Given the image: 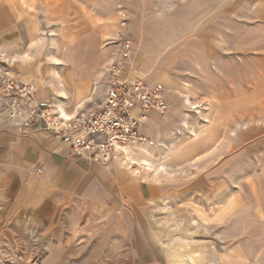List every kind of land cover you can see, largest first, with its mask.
I'll use <instances>...</instances> for the list:
<instances>
[{
  "label": "rangeland",
  "instance_id": "rangeland-1",
  "mask_svg": "<svg viewBox=\"0 0 264 264\" xmlns=\"http://www.w3.org/2000/svg\"><path fill=\"white\" fill-rule=\"evenodd\" d=\"M123 41L168 104L129 155L165 172L115 163L142 200L113 185L43 219L0 205V264H264V0H0V48L68 116L103 100Z\"/></svg>",
  "mask_w": 264,
  "mask_h": 264
},
{
  "label": "built area",
  "instance_id": "built-area-1",
  "mask_svg": "<svg viewBox=\"0 0 264 264\" xmlns=\"http://www.w3.org/2000/svg\"><path fill=\"white\" fill-rule=\"evenodd\" d=\"M118 57L107 63L103 100L95 108L64 118L50 100L37 97L33 82L20 78L13 60L0 48V121L19 133L44 131L68 150L74 160L108 167L125 153L147 142L139 134L148 111L164 114L167 103L160 86L148 85L125 58L127 41Z\"/></svg>",
  "mask_w": 264,
  "mask_h": 264
},
{
  "label": "crops",
  "instance_id": "crops-1",
  "mask_svg": "<svg viewBox=\"0 0 264 264\" xmlns=\"http://www.w3.org/2000/svg\"><path fill=\"white\" fill-rule=\"evenodd\" d=\"M128 44L127 65L133 52ZM87 60L88 64L92 62V55ZM151 113L148 111L140 123L139 134L145 139L142 131L155 124ZM152 130L156 135L160 133L157 128ZM136 181L118 164L101 167L74 160L66 147L47 132L19 133L0 121V205L6 212L43 219L64 209L73 197L94 203L99 192L103 194L113 185L118 193L142 200L145 194Z\"/></svg>",
  "mask_w": 264,
  "mask_h": 264
},
{
  "label": "bare ground",
  "instance_id": "bare-ground-1",
  "mask_svg": "<svg viewBox=\"0 0 264 264\" xmlns=\"http://www.w3.org/2000/svg\"><path fill=\"white\" fill-rule=\"evenodd\" d=\"M14 61V60H13ZM61 63L59 62V61H57V60H55V62H54V65H56V66H58V65H60ZM184 105H191L190 104V101L188 100V99H184ZM190 107V106H189ZM192 109H194V107L192 108ZM60 114H61V116H63L64 118H69V117H71V116H75L76 114H73V115H69L68 116V114H66L63 110H60V112H59ZM75 113V112H74ZM78 114V113H77ZM182 124H183V121H182ZM194 136V135H193ZM195 137V136H194ZM142 152V158H140L141 160L139 161V162H137L136 160H134L132 157H130V155H129V153H128V151L125 153V155L123 156V163H127V165H130V169L132 168V166L133 165H136V166H138V168H135V169H133V172H134V174L133 175H135V176H137L138 174H140V172H139V168L140 167H142L145 171H148V172H151V173H153V176H158L160 173H163V172H165V167H163V166H158V167H156V168H153V165H152V163L148 160V158H146L144 155H143V153L145 152H143V151H141ZM146 153V152H145Z\"/></svg>",
  "mask_w": 264,
  "mask_h": 264
}]
</instances>
